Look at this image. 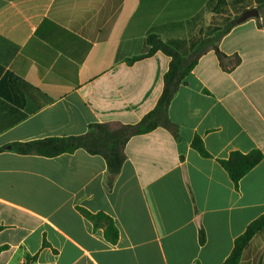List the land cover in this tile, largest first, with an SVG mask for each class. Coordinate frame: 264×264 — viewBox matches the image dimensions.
Returning a JSON list of instances; mask_svg holds the SVG:
<instances>
[{
	"label": "crops",
	"instance_id": "1",
	"mask_svg": "<svg viewBox=\"0 0 264 264\" xmlns=\"http://www.w3.org/2000/svg\"><path fill=\"white\" fill-rule=\"evenodd\" d=\"M259 6L264 0H0V264H223L264 215L257 19L217 43L239 65L224 69L210 49L180 85L168 109L180 141L162 128L131 138L111 189L99 156L79 149L46 158L9 146L138 123L156 106L170 63L160 52L126 63L147 52L149 35L190 54L220 32L222 11L235 18ZM196 136L208 158L192 148ZM253 150L263 159L236 190L219 161ZM80 208L112 218L117 243ZM262 240L240 264H264Z\"/></svg>",
	"mask_w": 264,
	"mask_h": 264
},
{
	"label": "trees",
	"instance_id": "2",
	"mask_svg": "<svg viewBox=\"0 0 264 264\" xmlns=\"http://www.w3.org/2000/svg\"><path fill=\"white\" fill-rule=\"evenodd\" d=\"M221 5L220 3L219 7ZM261 8L262 6L258 7L259 12ZM256 22L257 26L264 30V16L258 18ZM235 26L234 21L228 23L216 36L197 44L190 54L183 52L178 43H166L158 35H149L146 38L147 52L141 56L128 59L126 63L132 64L157 52L168 56L170 63L167 72L163 76V89L156 106L138 123L132 125L119 122L90 124L83 135L14 143L9 146V149L19 155H36L46 158L71 154L82 149L89 155L99 156L104 159L107 166V187L111 189L126 160L125 147L131 138L162 128L168 131L176 141H180V130L168 117L169 105L180 85L184 83V79L194 69L202 55L212 49L224 69L227 70L228 67L234 68L239 65L240 58L237 55L227 57L219 51L217 45L221 38ZM191 146L200 156L209 157L202 140L198 136L194 137ZM5 149L0 148V153L5 151ZM262 159L263 155L259 150H253L248 154L232 152L227 160L219 161V164L227 172L229 179L237 190L239 181L258 165ZM79 211L95 228L103 229L107 241L111 244L117 243L119 232L112 218L102 212L92 214L82 208ZM263 235L264 215L251 222L244 233L235 239L233 249L223 264H240L244 259V252L251 242L257 237H263ZM204 243L205 234L200 229L199 244L203 245ZM4 249L5 247H1L0 252Z\"/></svg>",
	"mask_w": 264,
	"mask_h": 264
},
{
	"label": "water",
	"instance_id": "3",
	"mask_svg": "<svg viewBox=\"0 0 264 264\" xmlns=\"http://www.w3.org/2000/svg\"><path fill=\"white\" fill-rule=\"evenodd\" d=\"M260 17V13L259 10L257 8H252V9H248L245 10L240 16H238L235 19V24H242L245 21L249 20V19H258Z\"/></svg>",
	"mask_w": 264,
	"mask_h": 264
},
{
	"label": "rangeland",
	"instance_id": "4",
	"mask_svg": "<svg viewBox=\"0 0 264 264\" xmlns=\"http://www.w3.org/2000/svg\"><path fill=\"white\" fill-rule=\"evenodd\" d=\"M260 13L262 14V16H264V7H263V6H262V8L260 9ZM239 15H240V14H239ZM239 15H237L236 17H238ZM236 17H235V18H236ZM235 18L232 17V14H231L230 12H224V11H222V12H221V16L219 17V19H220L221 22H222V26H221L220 30H222V29L224 28V26H226V24H228V23L234 21ZM224 20H225V21H224ZM259 238H262V239H263L262 241H264V235H263V237L261 236V237H259ZM258 240H259V239H258ZM258 240L255 241V242H259Z\"/></svg>",
	"mask_w": 264,
	"mask_h": 264
}]
</instances>
